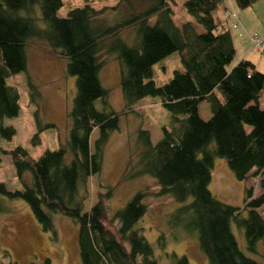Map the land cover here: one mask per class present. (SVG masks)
Instances as JSON below:
<instances>
[{"label":"trees","instance_id":"16d2710c","mask_svg":"<svg viewBox=\"0 0 264 264\" xmlns=\"http://www.w3.org/2000/svg\"><path fill=\"white\" fill-rule=\"evenodd\" d=\"M255 1L234 0L241 8ZM170 2L84 0L59 16L62 0H0V136L9 139L14 134L13 126L2 119L17 114L19 93L6 79L26 70L29 40L43 41L65 58L64 71L74 76L75 87L65 144L46 148L36 157L21 145L2 150L9 154L15 174L22 178L26 172L29 179L20 189H9L0 181V196L23 200L53 240L57 232L52 215L71 218L80 264H158L153 246L136 225L146 210L145 191L136 190L108 212L103 200L111 194L108 187L82 210L86 179L101 170L103 148L110 132L118 128L120 115L132 112V105L144 96L156 95L170 115V126L160 127L155 142L146 129L135 130L131 150L135 162L122 176L155 179L157 194L178 204L168 214L169 227L194 237L208 264H264V216L256 209L264 203V178L260 177L263 190L257 195L245 187L241 208L217 199L207 187L214 157H223L237 179L264 174V108L258 104L264 70L247 58L228 68L235 49L229 29L220 28L222 21L216 15L224 0L183 1L202 31L189 20L175 24ZM107 10L114 12V20L106 19ZM124 29L135 36L132 44L121 34ZM173 51L179 52L182 68L156 84L152 64ZM110 54L119 61L120 111L109 105L108 90L99 78L104 57ZM27 86L29 101L34 102L38 91L29 77ZM97 99L100 109L94 104ZM201 101L209 107L206 119L198 111ZM33 113L32 144L39 141L40 131L52 126L41 120L37 109ZM94 128L97 136L91 150ZM231 223L242 230L246 251L256 253L260 242L263 261L238 246ZM164 238L160 232L158 248L165 247ZM2 256L0 264H17L7 251ZM165 256L168 264H189L183 253L171 250ZM28 264H50V259Z\"/></svg>","mask_w":264,"mask_h":264},{"label":"rangeland","instance_id":"374dc122","mask_svg":"<svg viewBox=\"0 0 264 264\" xmlns=\"http://www.w3.org/2000/svg\"><path fill=\"white\" fill-rule=\"evenodd\" d=\"M62 1L63 4L56 11L59 16H65L68 8L84 2V0ZM183 1L173 0L170 2L172 21L178 25L189 20L194 24L197 31H202L203 27L183 7ZM257 1H259L257 5L260 6L259 11L261 13L255 23H250V27L260 28L263 31L258 29L248 31V26L244 29L238 22L234 27L231 24L232 28L230 29L235 28L238 24L240 37L237 39H240L244 43L243 45L249 49L250 56H253L254 60L260 61L264 60V55L261 48L255 46V41L252 39L253 34H255L258 41L264 42V0ZM224 3L229 5L228 0H224ZM95 4L99 3L95 2ZM253 9L250 4L240 10L249 11V16L252 17ZM230 12H228L229 18L233 16V11ZM104 16L109 21L114 20V12L111 10H107ZM234 17L236 18V14ZM245 17L248 18L245 15L244 19ZM245 21L247 22L246 19ZM39 24L41 25L42 22ZM121 34L127 43L132 44L135 41V36L131 30L124 29ZM231 35L233 34L231 33ZM26 53V70L11 73L6 79L7 83L14 85L19 93L17 114L2 119L3 124L13 126L14 134L9 139L0 136V181L4 182L9 189L22 188L24 182L29 179V174L25 172L22 178L18 177L10 162L9 154L2 150L21 145L30 155L36 157L46 148L55 149L65 144L69 126L67 114L75 90L74 76L64 71L65 58L59 56L45 42L38 39L29 40ZM239 55L238 49L228 68L238 60ZM175 68H182L177 51L170 52L152 64L154 82L163 84L170 78ZM28 77L38 91L34 102L29 101ZM118 77V59L114 54L106 55L99 71V78L101 84L108 90L107 101L109 105L116 111L123 108ZM216 91L219 96H222L219 90ZM94 104L99 109L102 106L99 99ZM258 104L260 108H264V90L258 97ZM132 108V112L120 115L118 128L110 132L103 148L101 170L86 179L82 192V210H87L96 202L98 195L105 193L108 187H111V194L103 199L108 212L120 207L133 192L141 189L146 193L143 197L146 210L136 225L141 227L143 235L153 246L157 263L168 264L165 251L172 250L178 254H185L189 264H208L194 237L187 235L180 228L172 229L169 227L168 214L178 204L168 195L157 194L158 185L155 179L149 175H140L128 179L122 176L123 172L135 162L136 155L131 152L135 130L138 127L146 129L149 132L150 140L155 142L161 135L160 127L162 125L170 126V115L156 95L144 96L135 102ZM34 109L38 110L43 122H50L52 126L40 131L39 141L32 144L30 138L36 130ZM198 111L202 118L206 119L210 116L206 101H201L198 104ZM96 136L97 129L94 128L89 138L91 150ZM260 177L264 178V174L237 179L223 157H214L207 187L217 199L241 208L243 207L245 187L250 186L253 195H257L263 190L260 186ZM256 209L264 216V203ZM52 219L57 232L55 240L51 239L49 231H44L41 228L23 200L0 196V260L3 259L2 252L7 251L10 258L15 260L17 264H28L31 261L40 263L44 257L50 259V264H80L75 237V223L71 218L58 213L53 214ZM231 230L238 246L245 253L263 261L260 242L257 245L258 251L250 253L245 249L242 230L238 229L234 223H231ZM160 232L165 235V247L162 249L158 248L156 244V238Z\"/></svg>","mask_w":264,"mask_h":264},{"label":"crops","instance_id":"0c3cea01","mask_svg":"<svg viewBox=\"0 0 264 264\" xmlns=\"http://www.w3.org/2000/svg\"><path fill=\"white\" fill-rule=\"evenodd\" d=\"M228 4L229 5H226V3L223 2V4L216 11L217 17L219 19H221V21H222V24H221L220 28L221 27L222 28H227V29H229L230 34L231 33L233 34V35H231V37L233 36L232 42H233V46H234V49H235V54H236V52H238V49H239V53H240V55L238 56V60L241 59V58H247V59H249L250 61L253 62L254 66L257 69H259V70L263 69L264 70V60H260V61L254 60V58H252L253 56H250L251 52H249V49H247L243 45L244 43H242L240 39H237V37H240L238 35V32L240 31L239 30L240 27L238 26V24L236 25L235 28L230 29V28H232L231 24L233 22H235V23L238 22L239 24L241 23L240 26L244 27V29L247 28L246 26H248V31L254 30V29H258L260 31H263L260 28H251L250 27L251 26L250 23H252V24L255 23V21L258 20L259 15L261 13V11H259L260 6L257 5V4H259V1H257V2L255 1L254 3L251 4L252 7L254 8L253 9L254 13H253L252 17L249 16V14H250L249 11L240 10L242 8L241 7H237L236 4L234 3V0H230V1L228 0ZM237 8H239V9H237ZM230 11H233V14H232L233 16L229 18L228 12L231 13ZM235 14H236V18L234 17ZM245 15L248 16V18L245 17L247 22L244 19ZM231 30H233V31H231ZM256 65H258V66H256ZM261 67H263V68H261Z\"/></svg>","mask_w":264,"mask_h":264},{"label":"built area","instance_id":"2783aa9c","mask_svg":"<svg viewBox=\"0 0 264 264\" xmlns=\"http://www.w3.org/2000/svg\"><path fill=\"white\" fill-rule=\"evenodd\" d=\"M235 24H236V23L233 22V23H232V26L234 27ZM252 40L255 41V46L261 48V52H262V54L264 55V42H262V41H258V40H257V36H256L255 34H253V39H252Z\"/></svg>","mask_w":264,"mask_h":264}]
</instances>
